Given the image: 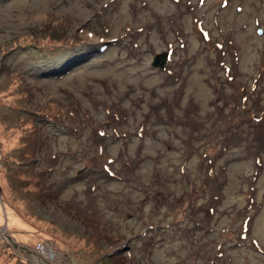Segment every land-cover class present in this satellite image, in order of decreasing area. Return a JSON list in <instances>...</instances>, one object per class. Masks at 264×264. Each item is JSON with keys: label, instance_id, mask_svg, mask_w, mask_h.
<instances>
[{"label": "rangeland", "instance_id": "374dc122", "mask_svg": "<svg viewBox=\"0 0 264 264\" xmlns=\"http://www.w3.org/2000/svg\"><path fill=\"white\" fill-rule=\"evenodd\" d=\"M0 264H264V0H0Z\"/></svg>", "mask_w": 264, "mask_h": 264}, {"label": "water", "instance_id": "95a60500", "mask_svg": "<svg viewBox=\"0 0 264 264\" xmlns=\"http://www.w3.org/2000/svg\"><path fill=\"white\" fill-rule=\"evenodd\" d=\"M263 29L259 28L257 31L260 33ZM169 56V53L166 51H161L159 53H156L155 56L152 58V64L154 66L162 68V66H165V62L167 60V57Z\"/></svg>", "mask_w": 264, "mask_h": 264}, {"label": "bare ground", "instance_id": "6f19581e", "mask_svg": "<svg viewBox=\"0 0 264 264\" xmlns=\"http://www.w3.org/2000/svg\"><path fill=\"white\" fill-rule=\"evenodd\" d=\"M2 231H4V230H2ZM44 249H45L44 254L42 253L43 255H46L50 258H53L54 256H56L55 252L51 249V247L47 246ZM38 252L41 253V251H38Z\"/></svg>", "mask_w": 264, "mask_h": 264}]
</instances>
